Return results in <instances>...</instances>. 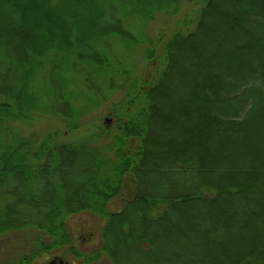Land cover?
<instances>
[{
  "label": "trees",
  "instance_id": "obj_1",
  "mask_svg": "<svg viewBox=\"0 0 264 264\" xmlns=\"http://www.w3.org/2000/svg\"><path fill=\"white\" fill-rule=\"evenodd\" d=\"M192 4L195 27L159 36L139 76L145 40L123 22L164 13L189 28ZM121 89L102 132L77 137ZM45 114L63 128L24 133ZM263 146L264 0H0V235L50 240L11 264L62 249L84 264H264ZM81 214L103 223L91 251L70 224Z\"/></svg>",
  "mask_w": 264,
  "mask_h": 264
},
{
  "label": "rangeland",
  "instance_id": "obj_2",
  "mask_svg": "<svg viewBox=\"0 0 264 264\" xmlns=\"http://www.w3.org/2000/svg\"><path fill=\"white\" fill-rule=\"evenodd\" d=\"M192 1V0H191ZM193 3V2H192ZM194 4V3H193ZM190 5L188 7H185L186 11L188 12L189 18L192 20L190 22V27L186 28L187 26L182 25L181 22L177 25L176 21L179 19L183 21L185 20L184 16L185 15H180L179 17L177 16H169L165 15L164 13H159L155 17V20L150 21L149 23H146L145 26L140 29L141 26V21L131 19L132 21H127L128 24H125L123 22V28L126 30L128 29V34L135 36L142 34L144 37L143 40L145 42L150 43L152 42V46L150 48V44L144 43L142 44L141 49H136V54L134 56V62H135V71L139 76L142 74L148 75V71L151 69L150 68V62L145 58L146 52L149 49H153L154 47L159 49L162 45L164 44H156V39L159 38V36L164 37V42H166L169 37L171 36V32L174 29L181 28L183 29H188L191 30L195 27V24L197 22V17H196V12L198 11V8L196 5ZM188 8V9H187ZM130 22H133V25L130 24ZM189 22V20H188ZM218 28V27H217ZM214 33L220 36V31L218 29H213ZM130 31V32H129ZM141 31V33H140ZM132 32V33H131ZM134 33V34H133ZM137 37V36H135ZM138 38V37H137ZM250 40V39H249ZM249 40H244L237 45L240 46L246 41L249 42ZM114 39L110 40V43H112ZM117 46H120L116 44L114 47L117 48ZM206 49L210 52H212V45L208 43H205ZM120 53H122V48H120ZM209 54V52H206ZM233 54H237L236 50H234ZM200 55V54H199ZM204 55V54H203ZM201 55V56H203ZM120 57V54H118ZM234 56V55H233ZM123 58L127 59V55L123 54ZM217 61L221 60L224 62H233L235 63V58H230L229 56H215ZM219 59V60H218ZM129 61V58L127 59ZM211 66L214 67V60L211 62ZM142 77V76H141ZM177 77H175L173 80H176ZM178 79V78H177ZM173 90H181L174 84ZM183 91V90H182ZM126 90L121 89L117 91L112 92V97H110L107 101H105L102 106L99 107L95 113L90 114L88 117H86L85 120L81 122V127L82 129L78 131L77 137L82 138L83 135H89L92 134L93 132H96L99 128L101 129L102 126L105 124V119L108 117L107 115V110L109 106L111 105L112 102H119L121 101L124 96H125ZM191 97V96H190ZM169 101L174 104L177 102V97L176 96H167ZM167 99V101H168ZM165 115V114H164ZM60 117H56L53 114L51 116L45 115H37L35 121L33 122L32 125H22V129L25 134H29L31 132H35L39 134L40 136L46 135L48 132L57 130V129H62L63 128V123ZM21 126V125H19ZM98 132H102L98 130ZM66 141L72 140V137H68L65 139ZM101 142V143H100ZM109 141H107L105 138L101 140H96L94 142L95 145H105ZM264 148V146H263ZM152 151L153 155L154 153L156 155L161 154V148L160 145H157L155 148L149 149ZM237 150L232 151L231 153L234 154ZM264 151V149H263ZM242 154V152H240ZM154 155V157H156ZM215 156L217 154H214ZM213 155V156H214ZM264 158V155L262 156ZM250 162H253L252 160ZM218 170H205V173H210V174H216ZM239 172H248L247 169H239ZM132 187V186H131ZM126 199V198H125ZM123 205V199L118 198L115 201L111 202V209L112 211L120 210ZM70 224L73 228L74 232V238L75 242L78 244L81 250H93L95 247L98 246L99 244V239H100V231L102 227V221H100L98 218L93 217L89 214H81L78 215L70 220ZM44 238L46 243H49V239H47L46 236L43 237L42 233L38 232L35 229H29V230H21V231H13L9 232L8 234H3L0 235V264H11V262H15L16 260L19 259V256L22 254H26L32 250V246L34 243V240L37 238ZM93 239V240H92ZM35 245V244H34ZM36 247V246H35ZM80 250V251H81ZM54 258L61 259L64 264H84L82 260L77 259L76 256H72V253L68 251L67 249H62V251H51L49 254L45 253L44 255L40 256L39 262L35 264H50L49 262L53 260ZM93 264H112V262L107 259L106 257L103 258L100 262H96Z\"/></svg>",
  "mask_w": 264,
  "mask_h": 264
},
{
  "label": "flooded vegetation",
  "instance_id": "obj_3",
  "mask_svg": "<svg viewBox=\"0 0 264 264\" xmlns=\"http://www.w3.org/2000/svg\"><path fill=\"white\" fill-rule=\"evenodd\" d=\"M49 263L50 264H64L63 261L61 259H58V258H54Z\"/></svg>",
  "mask_w": 264,
  "mask_h": 264
},
{
  "label": "water",
  "instance_id": "obj_4",
  "mask_svg": "<svg viewBox=\"0 0 264 264\" xmlns=\"http://www.w3.org/2000/svg\"><path fill=\"white\" fill-rule=\"evenodd\" d=\"M106 122L110 123L111 122V119L107 118L106 119Z\"/></svg>",
  "mask_w": 264,
  "mask_h": 264
}]
</instances>
